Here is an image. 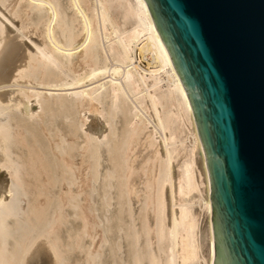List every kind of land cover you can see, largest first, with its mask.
<instances>
[{
  "label": "bare ground",
  "instance_id": "obj_1",
  "mask_svg": "<svg viewBox=\"0 0 264 264\" xmlns=\"http://www.w3.org/2000/svg\"><path fill=\"white\" fill-rule=\"evenodd\" d=\"M209 193L144 0H0V264H211Z\"/></svg>",
  "mask_w": 264,
  "mask_h": 264
},
{
  "label": "water",
  "instance_id": "obj_2",
  "mask_svg": "<svg viewBox=\"0 0 264 264\" xmlns=\"http://www.w3.org/2000/svg\"><path fill=\"white\" fill-rule=\"evenodd\" d=\"M209 181L211 264H264V0H144Z\"/></svg>",
  "mask_w": 264,
  "mask_h": 264
},
{
  "label": "rangeland",
  "instance_id": "obj_3",
  "mask_svg": "<svg viewBox=\"0 0 264 264\" xmlns=\"http://www.w3.org/2000/svg\"><path fill=\"white\" fill-rule=\"evenodd\" d=\"M194 205L196 206L197 204H194ZM195 206H194V210L196 209ZM197 209H198V208H197ZM197 209H196V211H197ZM198 246L200 247V245H197V247H198ZM197 247H196V248H197ZM197 250H198V249H197Z\"/></svg>",
  "mask_w": 264,
  "mask_h": 264
}]
</instances>
